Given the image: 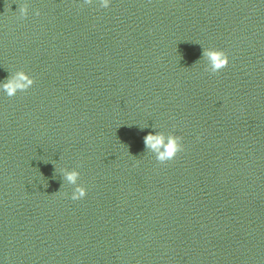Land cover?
I'll return each mask as SVG.
<instances>
[{
	"label": "clouds",
	"instance_id": "9594fccd",
	"mask_svg": "<svg viewBox=\"0 0 264 264\" xmlns=\"http://www.w3.org/2000/svg\"><path fill=\"white\" fill-rule=\"evenodd\" d=\"M84 4H92L93 0H83ZM99 5L103 8H108L111 5V0H99ZM19 14L21 18H24L28 14V7L26 4L21 5L19 8ZM39 15V12L36 13ZM203 55H205L210 63L211 73H217L228 66L229 57L227 53L220 49H208ZM208 71V70H205ZM35 80L25 72H18L15 77L6 78L3 82H0V87L3 88L4 93L8 97H14L17 92L27 91ZM181 136H169L165 138L162 134H153L149 132L144 138L145 148L151 149L156 155V160L160 163L175 159L178 153L184 150ZM80 178V172L70 171L66 173V179L72 184H76V188L71 195V199L81 200L87 195V189L84 186L77 184Z\"/></svg>",
	"mask_w": 264,
	"mask_h": 264
}]
</instances>
